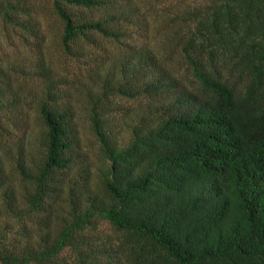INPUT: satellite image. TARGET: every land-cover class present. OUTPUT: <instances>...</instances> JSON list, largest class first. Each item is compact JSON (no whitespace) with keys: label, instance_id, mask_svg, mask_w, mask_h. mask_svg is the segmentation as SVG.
<instances>
[{"label":"trees","instance_id":"trees-1","mask_svg":"<svg viewBox=\"0 0 264 264\" xmlns=\"http://www.w3.org/2000/svg\"><path fill=\"white\" fill-rule=\"evenodd\" d=\"M150 1L51 0L66 56L119 45L110 66L90 67L96 180L80 153L76 106L49 64L38 67L40 93H25L18 83L28 75L0 57V111L15 127L33 110L41 128L37 154L21 148L12 158L0 141V219H15L21 236L10 242V226L0 228V264H264V0H198L174 12L164 51L135 24ZM31 8L0 0V18L38 48L45 36ZM111 96L139 101L124 145L105 116Z\"/></svg>","mask_w":264,"mask_h":264},{"label":"rangeland","instance_id":"rangeland-1","mask_svg":"<svg viewBox=\"0 0 264 264\" xmlns=\"http://www.w3.org/2000/svg\"><path fill=\"white\" fill-rule=\"evenodd\" d=\"M197 1L163 0L160 4L152 0L149 3L154 7L153 10L148 11L149 18L146 16L147 20L144 19L140 12H138L135 24L143 30L142 32L148 35L149 39L145 41L151 47L156 48L158 51H164L166 47V50H170L171 44H168V41L174 36H172V33L176 27L173 24V13L181 12L195 3H199ZM27 2L32 6V23L36 24L39 31L45 36L43 38L45 42L36 48L39 40L37 41L17 27L4 26L0 18V57L9 66L23 70V74L28 75L23 81V76L20 75L18 83V87L23 88L25 93L28 90L29 93H40L41 84L37 81L38 67L42 60L49 64L53 75L63 84L66 92H69L71 100L76 106L78 116V123L76 125L77 136L81 140L80 153L86 154L87 164L92 167L96 180L98 177L97 170L103 162V155L89 121V115L95 103L94 96L98 93L96 91L97 87L92 81L93 76L90 75V67L92 66L91 63H94L95 60L106 62L107 67L110 66L111 62L117 58L119 45L104 40L93 51L91 50L94 55L87 56L89 53L84 52V56L82 57L70 58L61 51L58 45L62 27L60 21L53 13L51 0H27ZM140 3L144 8L145 3ZM21 18L25 20L27 16H21ZM133 31L134 36L131 40H136L139 36L135 33V27H133ZM172 48L174 49L175 45ZM103 57L106 59L103 60ZM138 104V100H129L119 96L110 97L109 109L105 111V116L110 121L109 124L113 130L112 136L116 143L124 145L129 141L130 126L136 119ZM97 109L101 111L100 108L97 107ZM30 113L32 117L28 124H21V127L20 121H16L18 127H12L11 118H14L13 113H8V117H5L4 112L0 111V124L7 130V133L0 138V141H5V147L12 158H16L21 148H28L27 153L32 152L37 154L39 152L40 142L38 141V134L41 129L40 123L35 119L36 114H33V110ZM24 131L30 135L27 141L23 139L24 135L22 134H24ZM82 164L75 166L71 178L79 175ZM7 171H10V184L18 194H23L27 187L21 177L14 171L12 166L8 165ZM6 225H9L12 230L9 234L10 242H18L21 240L16 220L8 216L1 218L0 228L3 229ZM100 226L103 235L112 233L111 229L105 223H101Z\"/></svg>","mask_w":264,"mask_h":264}]
</instances>
